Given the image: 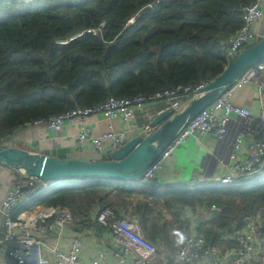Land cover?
Returning <instances> with one entry per match:
<instances>
[{"label":"trees","instance_id":"obj_1","mask_svg":"<svg viewBox=\"0 0 264 264\" xmlns=\"http://www.w3.org/2000/svg\"><path fill=\"white\" fill-rule=\"evenodd\" d=\"M158 1L0 0V144L27 125L108 98L217 79L229 63L227 40L255 0ZM69 190L55 197L68 201ZM205 201L220 210L211 228L202 226L208 244L217 230L231 237L247 218L264 224V175L213 189Z\"/></svg>","mask_w":264,"mask_h":264},{"label":"crops","instance_id":"obj_2","mask_svg":"<svg viewBox=\"0 0 264 264\" xmlns=\"http://www.w3.org/2000/svg\"><path fill=\"white\" fill-rule=\"evenodd\" d=\"M233 102L248 108L255 117H258L264 108V91L256 84L248 85L243 90L235 91ZM166 110L167 104L153 102L136 111L126 128L129 141L138 136H146L148 134L146 128L153 132L155 130L152 127L153 121ZM110 125L115 130L125 128L120 119L109 122L101 115H94L86 120L87 128L97 137L106 133ZM243 127L244 120L234 116L225 139L219 140L212 135L191 139L164 163L155 178L147 184L141 179L138 181L75 179L48 183L37 180L36 186L32 188L28 185V177L0 164L2 184L0 200L17 186H21L22 190L29 188L23 190V198L12 212L13 220H17L25 212H34L41 216L50 215L52 210L58 207L67 208L72 214V222L62 227L56 226L54 218L50 217L45 223L38 222L31 233L40 240L41 245L28 256L27 264H35L30 257L37 255L45 260L46 264H54L57 260L55 252H69L76 238L82 241V262L97 260L99 255L104 253L105 257L100 259V264H116L119 250L114 244L113 234L98 222L99 213L107 208L112 209L117 216L135 220L141 225L146 237L158 245L161 264H184L177 258L178 250L185 245L188 237L201 235L203 227L211 228L212 220L220 214V210L215 205L209 206L205 199L213 189L224 186L222 179L232 173L233 164L242 163L246 159L250 144L256 140L253 135H243L241 148L237 151V161H233L231 154L235 151L237 138L244 131ZM77 132V125L67 124L57 132L42 125L21 129L6 143L59 159L94 162L112 160L113 152L110 150L98 154L92 146L86 145V151L81 152L76 140ZM263 175L264 166L254 177ZM238 183L239 181L229 186ZM64 189H71L69 190L71 192H66L70 199L57 200L58 197L55 195ZM60 193L57 196H61ZM52 202L55 205L51 204ZM213 210H218L219 213L213 214ZM247 220L264 230V224L259 220L247 218L244 222ZM18 233L20 235V232ZM5 234L6 229L0 215V264H17L6 253L21 247L22 243L6 242ZM181 235L184 242L178 244ZM201 236L205 237L204 233ZM213 239L214 244L209 245L216 247L221 257L232 252L234 241L228 231L217 230ZM226 260V264H235L233 258L228 257ZM126 264H131V260Z\"/></svg>","mask_w":264,"mask_h":264},{"label":"built area","instance_id":"obj_3","mask_svg":"<svg viewBox=\"0 0 264 264\" xmlns=\"http://www.w3.org/2000/svg\"><path fill=\"white\" fill-rule=\"evenodd\" d=\"M243 12V27L227 40L226 57L228 62L243 50L264 39V0H255L245 7ZM133 19L130 20L131 24L135 21ZM251 84L258 85L264 91V63L243 75L231 90L182 129L158 159L145 171L141 178L142 182L147 184L153 180L164 163L191 139H199L207 135L215 136L219 140L225 139L234 116L244 120V131L235 142V151L231 154V159L237 161V151L241 148L243 135H253L256 140L250 144L246 159L242 163L233 164L232 173L222 179V185L229 186L237 181L256 176L264 166V108L260 115L255 117L251 110L233 102L235 91L243 90ZM208 85L209 83L203 82L196 86L181 85L150 95H139L128 99L108 98L95 107H78L55 115L48 120L37 121L25 128L46 125L48 129L57 132L67 124L77 125L76 140L80 145L81 152L86 151V145L92 146L98 154L107 150L115 152L129 141L126 128L136 111L142 110L148 103L162 102L168 105V110L172 109L178 113L192 98L198 97ZM94 115H101L109 122L120 119L125 128L115 130L110 125L106 133L98 137L94 136L86 126V120ZM146 129L148 134L151 133L150 128ZM36 181L37 179L29 178V187H35ZM1 189L0 181V192ZM22 198V187L17 186L9 190L6 197L0 200V215L6 229L5 241L22 243L21 247H16L6 253L17 264H27L28 256L41 245L40 240L31 233L39 221L45 223L47 218H54V224L58 227L66 226L72 222V214L65 207L54 208L50 215L43 214V216L34 212H25L17 220H13L12 212ZM213 208L215 209V207ZM98 222L104 228L111 230L113 234L114 244L119 250L116 264H126L129 260H131V264H161L158 245L146 237L137 221L121 218L112 209L107 208L99 213ZM232 240L234 241L232 252L221 257L219 250L209 245L205 237L192 235L178 250L177 258L184 264H226L228 257L233 258L235 264H264V230L260 226L247 220L242 229L233 233ZM81 252L82 241L80 238H76L73 240L69 252H55L57 260L54 264H100V259L105 257V254L102 253L97 260L84 263L81 260Z\"/></svg>","mask_w":264,"mask_h":264},{"label":"water","instance_id":"obj_4","mask_svg":"<svg viewBox=\"0 0 264 264\" xmlns=\"http://www.w3.org/2000/svg\"><path fill=\"white\" fill-rule=\"evenodd\" d=\"M262 63L264 39L232 59L224 72L180 112L172 109L161 112L152 123L153 132L128 141L112 153V160L59 159L1 143L0 164L45 183L59 179L138 181L182 129L231 90L243 75ZM218 213L213 210V214Z\"/></svg>","mask_w":264,"mask_h":264},{"label":"clouds","instance_id":"obj_5","mask_svg":"<svg viewBox=\"0 0 264 264\" xmlns=\"http://www.w3.org/2000/svg\"><path fill=\"white\" fill-rule=\"evenodd\" d=\"M184 242V238L181 235L180 239H178L177 243L178 244H182ZM30 259L35 261V264H46V261L43 260L39 255L35 256V257H30Z\"/></svg>","mask_w":264,"mask_h":264},{"label":"rangeland","instance_id":"obj_6","mask_svg":"<svg viewBox=\"0 0 264 264\" xmlns=\"http://www.w3.org/2000/svg\"><path fill=\"white\" fill-rule=\"evenodd\" d=\"M133 20H135V18H134ZM135 21H136V20H135ZM135 21H133V22L135 23ZM134 23H133V24H134ZM130 24H131V21H130Z\"/></svg>","mask_w":264,"mask_h":264}]
</instances>
